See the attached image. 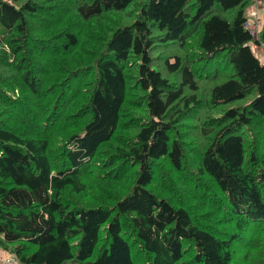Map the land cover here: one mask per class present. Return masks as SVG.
<instances>
[{"label":"trees","instance_id":"16d2710c","mask_svg":"<svg viewBox=\"0 0 264 264\" xmlns=\"http://www.w3.org/2000/svg\"><path fill=\"white\" fill-rule=\"evenodd\" d=\"M253 4L0 0V249L19 264H264Z\"/></svg>","mask_w":264,"mask_h":264},{"label":"rangeland","instance_id":"374dc122","mask_svg":"<svg viewBox=\"0 0 264 264\" xmlns=\"http://www.w3.org/2000/svg\"><path fill=\"white\" fill-rule=\"evenodd\" d=\"M256 1H257V4H253L247 9V14H248V12L250 14H253L255 12H257L259 14V16L262 19V23L260 24V28H261V31H263L262 28L264 27L263 26L264 25V2L262 0H256ZM255 5L259 6V9L261 10V12L259 11L258 7L257 8L255 7ZM261 35H262V33H261ZM261 35L259 34V38H261ZM261 42H262V40H261ZM159 47L162 48L161 55H168L169 57L177 54V51L179 49L178 45H176V44H173L172 46H170L169 44L167 46L161 45ZM0 250H2V249H0ZM2 262H3V264H9V262L10 263L14 262V258L12 255H8V258L3 260Z\"/></svg>","mask_w":264,"mask_h":264},{"label":"built area","instance_id":"2783aa9c","mask_svg":"<svg viewBox=\"0 0 264 264\" xmlns=\"http://www.w3.org/2000/svg\"><path fill=\"white\" fill-rule=\"evenodd\" d=\"M248 17L249 19L246 22V27L248 29V31L250 32V34L252 35V37L256 40L259 39V34H261V28H260V24L262 23V19L259 16V14L257 12L250 14L248 12ZM253 25H256L259 27V29H254Z\"/></svg>","mask_w":264,"mask_h":264},{"label":"crops","instance_id":"0c3cea01","mask_svg":"<svg viewBox=\"0 0 264 264\" xmlns=\"http://www.w3.org/2000/svg\"><path fill=\"white\" fill-rule=\"evenodd\" d=\"M261 40H262V42L259 45L255 44L254 47L252 45V49L255 52V54L257 55V57L261 61L264 62V32L261 35ZM8 255L9 254L7 252H5L4 250H0V264H3L2 261L5 260L6 258H8ZM9 264H19V263L17 261H15V259H14V262H12V263L9 262Z\"/></svg>","mask_w":264,"mask_h":264},{"label":"bare ground","instance_id":"6f19581e","mask_svg":"<svg viewBox=\"0 0 264 264\" xmlns=\"http://www.w3.org/2000/svg\"><path fill=\"white\" fill-rule=\"evenodd\" d=\"M255 7L257 8L258 7V9H259V6H257V5H255ZM259 11L261 12V10L259 9ZM264 26V25H263ZM253 28L254 29H259V27L258 26H256V25H253ZM263 29V28H262Z\"/></svg>","mask_w":264,"mask_h":264}]
</instances>
